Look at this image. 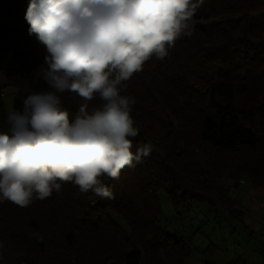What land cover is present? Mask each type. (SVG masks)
<instances>
[{"label": "trees", "instance_id": "1", "mask_svg": "<svg viewBox=\"0 0 264 264\" xmlns=\"http://www.w3.org/2000/svg\"><path fill=\"white\" fill-rule=\"evenodd\" d=\"M29 2L0 0V74L19 90L17 109L30 91L47 90L37 74L45 54L38 59L25 20ZM11 24L25 38L16 41ZM122 94L136 100L133 151L149 143L151 154L119 179L104 178L114 199L67 182L25 208L0 202V264L10 253L11 264H185L188 242L162 228L160 191L174 211L206 205L244 228L232 195L242 179L264 188V0H204L191 36L146 62ZM62 103L73 118L79 100L62 94Z\"/></svg>", "mask_w": 264, "mask_h": 264}, {"label": "clouds", "instance_id": "2", "mask_svg": "<svg viewBox=\"0 0 264 264\" xmlns=\"http://www.w3.org/2000/svg\"><path fill=\"white\" fill-rule=\"evenodd\" d=\"M204 0H30L28 34L44 46L38 76L47 90L30 91L22 108L0 121V202L21 208L50 198L71 182L81 194L114 199L104 178L152 152L133 151L139 133L136 100L122 93L155 57L163 60ZM62 94L79 100L73 118ZM98 101L97 103H92ZM4 249L0 241V255Z\"/></svg>", "mask_w": 264, "mask_h": 264}, {"label": "rangeland", "instance_id": "3", "mask_svg": "<svg viewBox=\"0 0 264 264\" xmlns=\"http://www.w3.org/2000/svg\"><path fill=\"white\" fill-rule=\"evenodd\" d=\"M11 26L15 34L16 41L19 42L21 41V38H25L20 31L21 27L19 25L11 24ZM252 33L259 35V28L254 26L252 28ZM35 47L38 50V59H40L45 54L44 46L37 42L35 44ZM139 93L141 96L143 95L142 91H139ZM18 94V88L10 85L5 77L0 74V121H2L6 116L7 110L10 107L14 106ZM158 200L163 214L162 228L166 230L168 229V231H170L173 236L182 233V237L188 239L186 241H189V243L192 242L191 248L192 244H200V239H202L205 246L203 253L209 254L213 259H215V261L226 260L236 249L242 250L246 253L248 252V241L246 238V233L243 232L242 229H240V225L228 219L226 217V213L223 210L214 212L213 214H215V218L213 216L207 215V211L210 209L206 205H190L189 207H191V209L188 207L185 210L174 211L172 209L169 197L163 191H160L158 193ZM111 215L115 218L118 225L127 232L128 228L125 221L116 215ZM221 219L226 222V227H224L225 223L221 222ZM206 220H208L207 224ZM224 228L226 229V231L224 230ZM194 237L197 238L191 241L190 239H193ZM17 246H21V238H17L14 241V245L12 248L13 252H15V247ZM197 258H199V256ZM7 260L9 262L8 264H11L15 261L12 253L9 254ZM7 260L5 259L3 263L7 264ZM207 260L208 259H203L199 262L198 260H196V263L216 264L215 261Z\"/></svg>", "mask_w": 264, "mask_h": 264}, {"label": "crops", "instance_id": "4", "mask_svg": "<svg viewBox=\"0 0 264 264\" xmlns=\"http://www.w3.org/2000/svg\"><path fill=\"white\" fill-rule=\"evenodd\" d=\"M232 196L238 201L240 210L245 214V226L244 228L241 227L240 229L246 233L248 252L246 253L242 250L236 249L226 260L215 261L212 256L203 253L205 246L202 239H200V244H192V248V242L189 243V241H187L190 256L184 259L185 264H199L196 263V260L199 262L203 259L215 261L216 264H264V188H252L245 179H242L240 189L237 190L236 194H233ZM207 215L215 217L212 212L208 213ZM208 220H206V224ZM221 222L225 223L224 227L227 226L224 220ZM224 230L226 231L225 228ZM195 238L197 237H194L190 240L193 241ZM198 256L199 258H197Z\"/></svg>", "mask_w": 264, "mask_h": 264}]
</instances>
